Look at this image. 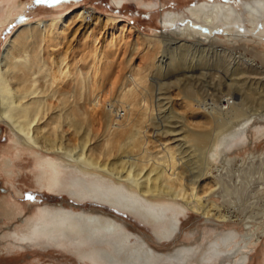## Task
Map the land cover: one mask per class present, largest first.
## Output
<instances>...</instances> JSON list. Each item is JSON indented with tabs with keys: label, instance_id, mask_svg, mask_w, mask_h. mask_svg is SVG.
I'll return each instance as SVG.
<instances>
[{
	"label": "bare ground",
	"instance_id": "1",
	"mask_svg": "<svg viewBox=\"0 0 264 264\" xmlns=\"http://www.w3.org/2000/svg\"><path fill=\"white\" fill-rule=\"evenodd\" d=\"M112 3L120 6L123 2L113 0ZM241 5L244 6L246 15L236 7L221 3H201L188 11L207 28L223 26L230 37L236 38L248 32L247 23L253 28L259 25L258 32L264 36V0H250ZM153 6L155 4L152 3L146 5ZM12 7L9 6L0 17V29L12 22ZM94 15L95 13L79 9L51 17L48 22L37 20L32 23L34 26L29 22L24 23L20 32L18 29L19 33L5 43L0 56V135L4 126L12 137L10 146L18 150L23 148L29 152L34 151L38 155L37 168L40 177L47 182L49 191H60L66 185L69 190L65 191L69 196L79 201L106 203L129 212L154 226L163 239L169 235V227L165 225L168 212L183 215L185 211H192L205 219H215L221 223L232 221L219 206L207 199L208 194L219 184L214 161L224 152L244 144L246 132L253 126L255 118L264 119V65H259L245 52L238 53L217 45L212 34L194 35L191 29L193 42L178 41L175 37L185 35L186 31L190 32L185 27L175 28L172 36H142V46L151 47L149 49L155 45L162 47L156 49L157 52H152L154 55L152 54L149 63H145L147 65L144 69L149 70V74L135 76L138 82L136 84L142 85V88L137 90L138 87H133L118 97L124 107L127 103L131 105V110H127L130 111L129 118L126 114L119 127L111 132L114 117H105L97 111L99 99L96 96L101 81L94 76L99 68L96 66L90 77H78L76 83H70L65 81L69 79V72L63 62V68L58 69L56 74L43 63L44 50L60 52L61 42L65 38L68 42L62 51L67 55L69 44L76 35H84L94 43L97 29L117 24L114 18L103 19ZM179 16L178 13L164 14L160 21L161 27L170 29ZM98 62L103 67L108 65L105 64L106 60L98 59ZM207 68L216 70V73L224 71L228 86L235 82L234 78L239 82L249 81L250 78L251 81L258 82L261 91L257 98L252 97V92L237 95L226 91L225 95L220 94L218 98L213 95L215 100L212 97L210 100L209 97L208 102L205 98L210 95L209 87L198 92L197 86L193 85L195 81H203L200 77L203 78ZM34 76L37 78L34 79ZM47 78L49 81L46 82ZM174 91L183 94L181 110L194 120L201 121L204 128L193 129L184 117L186 114L169 111L166 104L174 100L171 97ZM202 92L204 94L201 95ZM92 97L93 100L90 101ZM248 98L258 102L261 107L259 115L255 110L247 115L243 102L248 101ZM86 105L91 107V111L85 109ZM236 120L239 121L233 126ZM211 123L216 125L217 130L213 133L214 139L208 138L215 126L212 124L210 128ZM102 126V146L91 147V141L97 137V133L92 139L90 130L98 131ZM261 128L259 136L264 134V129L260 133ZM152 136L155 140L150 144ZM160 141H164L162 145L165 148L163 153H158L162 155L161 165L158 164V159L157 163L152 161L149 164L148 158L152 156L149 149L156 148ZM188 143H192L190 148L187 152H182L181 144ZM135 154L140 155L139 159H134ZM154 158L156 160V156ZM5 161L4 173L7 176L12 173L13 160L7 158ZM214 171L216 175H213ZM67 172L69 181L65 182L62 178ZM3 206L9 218H14L21 212L19 207L15 210L8 204ZM42 213L45 215V212ZM47 215L37 216L29 223L26 222L25 230L20 234L13 233V237L22 242L52 236L69 237L74 241L80 239L82 242L85 239L116 238L118 243L126 245L128 236L122 234L123 230L109 220L107 222L83 215L72 218L69 216L72 214L67 212H48ZM256 229L252 232L254 237L245 236V240H238L240 236L234 231L217 234L214 239L207 240L208 248L200 255L195 256L196 249L187 250L184 251V258L178 256L177 260L173 257L177 262L174 259L169 262L216 264L220 257L228 260L239 256L233 264H245L248 255L260 241V236H264V228L259 234ZM105 258L109 260L112 256L108 254ZM141 259L143 264H158L163 261L155 256L151 260Z\"/></svg>",
	"mask_w": 264,
	"mask_h": 264
},
{
	"label": "rangeland",
	"instance_id": "2",
	"mask_svg": "<svg viewBox=\"0 0 264 264\" xmlns=\"http://www.w3.org/2000/svg\"><path fill=\"white\" fill-rule=\"evenodd\" d=\"M112 1L61 0L60 3H55L54 0H49L48 3L41 4L37 3V0H0V17L5 14L9 6H13L12 22L0 29V56L5 43L12 40L13 36L20 32L24 23L29 22L32 24L37 20L48 22L51 17L65 15L71 11L76 12L79 9L86 10L90 14L95 13L94 16L103 19L114 18L117 24H109L105 29L95 31L94 43L84 35H76V38L69 44L67 55L62 51L68 42L66 38L61 42L60 52L44 50L43 55V63L54 74L66 65L69 79L65 81H70V83H76L78 77L80 79L90 77L95 67L99 68V72L94 76L101 81L96 96L99 99L97 111L105 117H114L111 132L119 127V123L123 122L126 114H128L127 118L130 115L128 113L130 111L127 110L131 108V105L129 106L127 103L124 107V103L118 97L133 87H138L137 90L142 88V85H137V77L135 78V76L149 74V70L145 71L144 69L147 65L145 63H149L154 55L153 53L162 47V45H155L152 49H149L151 47L142 46V36L157 37L159 35L157 38H161L162 34L172 36L175 28L185 27L187 30L190 29V32L186 31L185 35L175 37L178 41L193 42L191 29L194 35L195 33L205 36L209 34L211 36L212 34L211 37L218 42L217 45L231 48L236 52L238 51V53L245 52L249 58L255 59L259 65H264V36H261L258 32L259 25L253 28L247 23L248 32L234 38L229 36L223 26L212 29L205 27L201 22L195 20L188 11L201 3H214L217 5L221 3L236 7L246 15L244 6L241 4L250 0H122L123 3L120 6L113 4ZM151 3L155 6L146 7L147 4ZM166 13L180 14L179 19L174 22L170 29L161 27L160 21ZM31 26H34V24ZM148 58L149 60H146ZM98 59H101V61L106 60L107 63L105 62V64L108 65L101 66L100 62L97 63ZM62 62L63 66H61ZM35 78L37 76H34ZM194 78L196 80V76ZM200 78V80H203L201 83L199 81L198 83L196 81L192 83L195 87L197 86L196 90L198 92L205 91L206 87H209L208 93L211 96L207 95L208 98H205L208 102L212 98V100H215L213 95L218 98L225 95L226 91H232L237 95L252 92L253 98H257L261 91L258 82H253L250 78L249 81L241 80V82L234 78L237 83L232 82L228 86V78L222 70L216 73V70L207 68L203 78ZM47 81H49L48 78ZM251 82L252 84H250ZM71 92L69 91V93ZM177 92H181V90H177ZM177 92L174 91V95ZM173 93H171V97L174 100L168 102L170 106L168 103L166 104L169 111L174 113L181 111V115L186 114L181 110L183 94L177 93L179 97L177 94L174 96ZM200 94L202 95L204 92ZM253 98H248L251 101L246 100L243 102L245 105L243 106L244 110L247 108V115L254 110L259 115V111H261L258 102ZM91 100H93V97ZM85 109L91 111L89 105H86ZM186 115L184 117L193 129L204 128L201 121L194 120L188 114ZM238 121H233L234 123L231 122V124L233 123L234 126ZM212 124L209 125L210 128ZM215 127L216 125L212 127L211 132L214 131L212 134L217 131ZM261 127H264V119L255 118L253 126L246 132L244 144L224 152L214 161L215 168L218 170L216 179L219 184L215 190L208 194L207 199L219 206L223 213L232 218V221L221 223L215 219H205L199 213L192 211H185L183 215L168 212L165 225L169 227V235L166 239H163L159 237L158 230L154 226L129 212L106 203L93 200L79 201L69 196L65 191L69 190L66 185L60 191H49L47 182L40 177L37 168L38 155L34 151L29 152L23 148L18 150L14 146H10L12 137L7 128L2 126L3 132L0 135V264H143L141 258L151 260L153 256L163 260L158 264H174L169 261L174 258L177 259L178 256L184 258L186 253L184 251L196 249L195 256L200 255L208 248L207 240L214 239L217 234L234 231L240 236L238 240H245V236L252 237L255 228H257L259 234L264 228V134L259 136L258 132ZM257 128L259 129L257 130ZM263 129L260 133L263 132ZM90 131L92 139L97 133V137L91 141V144H93L91 147L95 145L101 147L104 140V136H102L103 126L98 131H95V129ZM211 132L208 138L214 139L215 136ZM154 140L152 136L149 139L150 144ZM182 143H184V140ZM162 144H164V141L158 142L156 148L149 149L153 156L148 158V161L150 159L149 164L152 161L157 163L159 160L158 164L161 165L162 155H158V153H163L165 149ZM191 144H181V151L187 152ZM165 145L167 144L165 143ZM191 149L193 150V148ZM18 155L21 157L17 158ZM139 156V154H135L133 157L137 160ZM7 158L13 160V168L11 169L12 173L6 176L4 167ZM169 173L171 172L169 171ZM216 174V171H214L213 175ZM67 179H69L68 172L65 173L62 180L68 182ZM4 204L10 205L15 210H17L16 207H19L21 212L16 214L14 218H9V216H6ZM42 212H45V215ZM48 212L50 214L67 212L72 214L69 215L72 218L83 215L87 218L96 217L100 220L113 222L123 230L122 234L128 236L126 245L118 243L116 238L83 239L82 242L80 239L74 241L69 237L52 236L47 239L40 237L39 240L28 241V243L16 240L13 237V233L20 234L25 230L26 222L29 223L37 216H48ZM247 233L248 235H246ZM81 237L83 238V235ZM123 246L124 248H121ZM108 254L115 258L107 260L105 257ZM138 256L142 257L139 258ZM248 256L245 264H264V236H260L257 246ZM238 257L235 256L228 260L220 257L221 259L219 258L216 264H233V261ZM116 258L121 261L118 262L115 260ZM176 259L173 260L175 263L177 262ZM191 264L197 263L192 262Z\"/></svg>",
	"mask_w": 264,
	"mask_h": 264
},
{
	"label": "snow or ice",
	"instance_id": "3",
	"mask_svg": "<svg viewBox=\"0 0 264 264\" xmlns=\"http://www.w3.org/2000/svg\"><path fill=\"white\" fill-rule=\"evenodd\" d=\"M48 2H49V0H37V3H41V4L48 3ZM54 2L55 3H60L61 0H54ZM29 199H31V197H29Z\"/></svg>",
	"mask_w": 264,
	"mask_h": 264
}]
</instances>
